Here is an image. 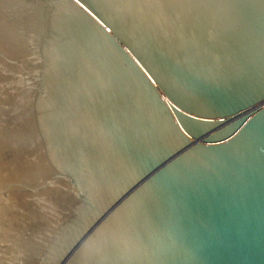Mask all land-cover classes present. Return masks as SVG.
Returning <instances> with one entry per match:
<instances>
[{
  "label": "water",
  "instance_id": "1",
  "mask_svg": "<svg viewBox=\"0 0 264 264\" xmlns=\"http://www.w3.org/2000/svg\"><path fill=\"white\" fill-rule=\"evenodd\" d=\"M0 264H264V0H0Z\"/></svg>",
  "mask_w": 264,
  "mask_h": 264
}]
</instances>
